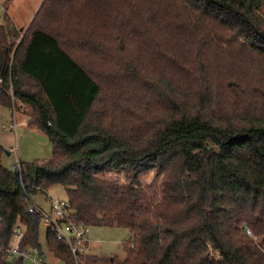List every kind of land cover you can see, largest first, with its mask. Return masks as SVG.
<instances>
[{
	"label": "trees",
	"instance_id": "obj_1",
	"mask_svg": "<svg viewBox=\"0 0 264 264\" xmlns=\"http://www.w3.org/2000/svg\"><path fill=\"white\" fill-rule=\"evenodd\" d=\"M263 3L43 0L23 34L4 14L0 106L19 102L52 155L0 162V264L23 262L6 260L16 225L43 254L28 196L53 186L76 222L131 233L126 259L81 264H264Z\"/></svg>",
	"mask_w": 264,
	"mask_h": 264
},
{
	"label": "rangeland",
	"instance_id": "obj_2",
	"mask_svg": "<svg viewBox=\"0 0 264 264\" xmlns=\"http://www.w3.org/2000/svg\"><path fill=\"white\" fill-rule=\"evenodd\" d=\"M38 3L39 0H0V25L4 23V14L10 17L14 26L18 29L28 21H30V24L37 11ZM260 13L264 16V3L260 9ZM26 29L22 28V31H19L23 34ZM18 105L21 104L15 101V109L18 108ZM1 110H5L6 113L3 114ZM0 111V146L3 148L0 162L4 167L11 168L19 162H34L51 158L52 148L48 137L35 126L28 125L27 120H24L25 114L20 108L16 112V129L11 125V109H3L0 106ZM105 176L117 180L119 183H131L129 175L123 170L117 171L113 169L106 172ZM152 182L156 186L159 185V179H156L152 171L142 174L138 179V183L141 185ZM49 197L66 200L64 188L53 186L46 192H37L34 195L28 196V203L31 206L37 205L43 210L50 212ZM46 230V225L41 221L39 243L41 244L45 260L48 264H60L46 246ZM131 240V233L126 228L118 226H89L88 252L102 258L116 257L119 260H124L127 257V249ZM11 258L6 257V260L10 261ZM21 264L33 263L26 260Z\"/></svg>",
	"mask_w": 264,
	"mask_h": 264
},
{
	"label": "built area",
	"instance_id": "obj_3",
	"mask_svg": "<svg viewBox=\"0 0 264 264\" xmlns=\"http://www.w3.org/2000/svg\"><path fill=\"white\" fill-rule=\"evenodd\" d=\"M12 127L15 128L14 120ZM5 127V125H3ZM11 170H17L20 174L21 169L19 163L11 167ZM50 212L43 210L37 205H30V211L38 212L43 223L52 233L56 239L61 241L70 251L74 260V264H81V257L88 254V232L89 226L84 223L76 222L73 218V211L69 207L67 200L53 199L49 197ZM247 235H252L250 230H246ZM23 232L21 225H16L12 230V240L10 248L6 251L8 257H19L22 261H30L33 264H48L43 254L39 252L36 247L21 251L18 244L22 239ZM60 264H65L59 261Z\"/></svg>",
	"mask_w": 264,
	"mask_h": 264
},
{
	"label": "crops",
	"instance_id": "obj_4",
	"mask_svg": "<svg viewBox=\"0 0 264 264\" xmlns=\"http://www.w3.org/2000/svg\"><path fill=\"white\" fill-rule=\"evenodd\" d=\"M43 2V0H39V3H38V8L40 7V5H41V3ZM38 8H36V10H38ZM37 12V11H36ZM35 15V14H34ZM34 17V16H33ZM32 18V17H31ZM30 18V19H31ZM29 22L30 21H28L25 25H23L21 28H24V30H25V28H27L28 27V25H29ZM18 29V28H17ZM18 30H20V29H18ZM18 108L17 109H15V107L13 106L12 108H11V120L13 121L14 120V123H15V129H16V112L18 111V109L20 108L22 111H23V107L21 106V105H18L17 106ZM3 109H9V108H5V107H3ZM1 111H3L2 113L3 114H5L6 113V111L5 110H1ZM0 111V112H1ZM24 120H27V118H26V116H24ZM11 122V121H10ZM4 124H2V126H3ZM88 246H89V244H88ZM89 253V252H88Z\"/></svg>",
	"mask_w": 264,
	"mask_h": 264
},
{
	"label": "water",
	"instance_id": "obj_5",
	"mask_svg": "<svg viewBox=\"0 0 264 264\" xmlns=\"http://www.w3.org/2000/svg\"><path fill=\"white\" fill-rule=\"evenodd\" d=\"M20 31H22V28H20ZM112 260V258H110Z\"/></svg>",
	"mask_w": 264,
	"mask_h": 264
}]
</instances>
